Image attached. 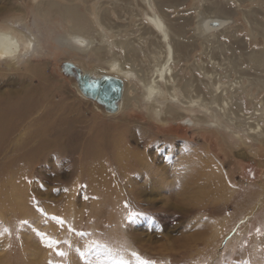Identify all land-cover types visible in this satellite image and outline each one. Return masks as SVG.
Instances as JSON below:
<instances>
[{
    "label": "rangeland",
    "instance_id": "obj_1",
    "mask_svg": "<svg viewBox=\"0 0 264 264\" xmlns=\"http://www.w3.org/2000/svg\"><path fill=\"white\" fill-rule=\"evenodd\" d=\"M4 1L0 8L22 6L27 14L23 22H30L38 0ZM211 1L215 0H186L178 9L192 16ZM224 2L235 11L224 24H237L246 50L251 51L245 34L255 20L250 17L249 24L242 7L250 8L239 0ZM134 7L146 10L144 4ZM3 14L7 13L0 12V22ZM169 14L179 15L175 8ZM258 17L264 30V15ZM136 18L150 25L148 19ZM44 47L45 53L27 67L17 61L10 68L0 60V115L11 103L8 113L17 131L21 129V134L13 130L11 137L0 138L4 181L0 204L12 212L0 211V264H99L103 256L81 255L92 240L123 246L133 264V251L155 264H264V147L252 144L244 155L240 148L230 147L235 141L222 139L225 133L215 126L188 119L161 121L148 116L140 102L131 111L119 110L122 87L112 105L101 97L100 76L116 74L103 57L89 58L52 39ZM191 50L190 62L199 61L201 48ZM228 50L219 53L218 60L245 59L239 56L245 49ZM247 68L254 72L250 65ZM127 80L133 86V77ZM124 117L135 130L121 133L114 128ZM56 124L61 126L54 129ZM22 152L29 158L18 169L11 161ZM132 161L140 163L134 171L126 167ZM9 162L13 165L6 168ZM190 177L194 182L186 183ZM181 184L185 186L180 188ZM98 185L115 197V203L100 202ZM249 187L252 197L245 199ZM132 211L138 215L129 220ZM16 216L21 221L14 219L20 226L15 232L6 222ZM40 233L61 243L49 248Z\"/></svg>",
    "mask_w": 264,
    "mask_h": 264
},
{
    "label": "bare ground",
    "instance_id": "obj_2",
    "mask_svg": "<svg viewBox=\"0 0 264 264\" xmlns=\"http://www.w3.org/2000/svg\"><path fill=\"white\" fill-rule=\"evenodd\" d=\"M185 1L38 0L32 8L30 22H23L27 19V14L22 6L13 4L8 7L4 4L5 7L0 8L1 13H7L3 14L0 22V60L10 64V68L17 61L27 67L45 53L44 43L48 39L89 58L103 57L110 71L116 73L100 76L101 90L104 93L101 97L110 105L114 104L115 95L122 89L119 110L127 108V111H131L135 103L140 102L139 107L145 109L148 116L161 121L188 119V122L215 126L217 130L225 133L226 136L222 139L229 142L230 138L235 141L236 144L229 142L230 147L240 148L247 155L246 149L252 147V144L264 147V30L259 27L258 17L260 14L264 15V0H239L242 6L250 8L242 7L248 22L250 17L255 20L254 24L249 22L252 26L245 34L251 44V51L246 50L245 36L244 39L240 38L237 24H224L235 12L228 2L211 1L203 7L202 12L195 10L196 14L189 16L178 9ZM135 4H144L146 10H137ZM170 8H175L179 15L172 18L171 13L169 14ZM256 13L259 15L256 16ZM136 17L148 19L150 25L147 26L144 21L138 23ZM97 22L100 23L99 26L96 25ZM198 46L201 48L202 58L190 62L191 49L196 50ZM227 47H230L228 49L232 53L235 48L245 49L246 51L239 54L245 59L227 62L218 60V54H226ZM79 63L85 66L82 60ZM98 73L102 74V71L99 70ZM232 74L237 76L231 79ZM128 77H133V86L129 85ZM136 92H139L140 97H136ZM130 94L134 95L131 99ZM10 104H7V111L0 115L1 140L11 137L13 130L17 135L21 132V129L17 131L15 122L8 113ZM187 112L192 116L187 115ZM127 119L124 117L114 128L121 133L134 129ZM59 126L61 125L56 124L54 129ZM102 143L105 144V141ZM118 152V156H121L122 153ZM21 155L11 161L18 169L23 168L29 158L25 152ZM11 162L4 166L11 167ZM139 165L140 163L132 161L126 167L134 171ZM192 180L193 177H190L186 183L191 184L194 182ZM0 186H4L1 179ZM183 186L185 184H181L180 188ZM96 188L101 203L111 200L115 203V197L103 192L101 185ZM252 190L249 187L244 191L245 199H251ZM244 198L242 200L245 202ZM10 208L13 209V206ZM0 211L4 215L12 214L1 204ZM17 218L7 219L9 230L15 231L14 229L20 227L17 221L21 218L15 221ZM75 249L72 248L73 253ZM17 253L20 254V251ZM18 262L20 263V259Z\"/></svg>",
    "mask_w": 264,
    "mask_h": 264
},
{
    "label": "snow or ice",
    "instance_id": "obj_3",
    "mask_svg": "<svg viewBox=\"0 0 264 264\" xmlns=\"http://www.w3.org/2000/svg\"><path fill=\"white\" fill-rule=\"evenodd\" d=\"M97 85L93 84L92 87L95 88ZM127 206V205H126ZM40 211H43V209H40ZM138 213L132 211L128 214V219L132 220L134 219ZM139 215H142L139 214ZM53 219H59L60 223L63 224L64 221L58 217H53ZM23 224H27L28 221H22ZM75 231V229H73ZM259 231V229H257ZM40 235L44 238L46 245L49 248H52L56 245H59L61 241L54 239L50 236H47L44 233H40ZM80 236H88L89 233L86 232H80L78 233ZM127 251L126 248L121 246L120 248H113L109 246L107 243H102L99 240H92L87 246V252H82L81 255H87L88 253L95 252L99 256H103V259L99 261V264H133L132 259H128L125 257L124 253ZM58 254L60 256H64L65 253L63 251H58ZM131 256L135 260V264H155L154 261L147 260L143 258L138 252H131Z\"/></svg>",
    "mask_w": 264,
    "mask_h": 264
}]
</instances>
